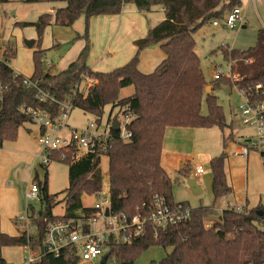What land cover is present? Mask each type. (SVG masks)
I'll list each match as a JSON object with an SVG mask.
<instances>
[{
  "label": "trees",
  "instance_id": "1",
  "mask_svg": "<svg viewBox=\"0 0 264 264\" xmlns=\"http://www.w3.org/2000/svg\"><path fill=\"white\" fill-rule=\"evenodd\" d=\"M63 2L54 12H45L33 23L39 37L48 25L54 22L62 26H73L85 15L120 14L123 7L132 3L139 11L150 12L161 6L164 19L150 27L145 36L134 40L135 55L126 63L108 71L93 70L85 63L75 60L67 69L51 73L52 65H46L44 50L33 53L34 72L30 76L34 83H24L22 73L14 76L10 62L15 55L12 48H5L0 59V83L5 90L0 98V146L5 140L17 138L20 126L33 121L22 111L28 106L48 110L56 116L62 104L70 96L73 107H79L96 115L98 122L105 106L110 105L108 124L111 125L122 113L129 118L124 132L113 130L107 147L98 145L93 150L78 154L77 149H60L49 152L51 160L68 164V187L64 197L51 193L48 175L36 182L40 189V210L28 205L29 218L35 226L31 234L34 244L40 243L47 223L56 219H82L87 221L95 215L97 208L83 203L86 195L99 196L103 192V155L108 157L109 207L112 214H126L148 217L152 212L155 194L162 196L172 208L177 205L189 206L186 202L173 199L172 179L162 165L164 139L169 127L210 128L217 126L223 132V142L232 138L231 124L226 122L223 107L214 90L220 82L234 86H246L264 79V29H259L257 41L248 49H237L223 44L224 57L232 61V69L240 76L241 82L222 77L207 82L196 49L195 32L205 22L222 21L224 15L234 7L241 6V0H50ZM25 25L26 23H20ZM158 45L165 56L151 72L139 68L140 53L147 47ZM252 58V63L245 59ZM46 65V68L44 66ZM83 75L95 82L77 88ZM213 90L207 92V86ZM133 86L128 96H121L123 88ZM78 89V91H76ZM43 90L54 99L40 101L35 94ZM206 96L208 113L202 112L203 97ZM114 109L117 114L111 116ZM232 130V129H231ZM126 133H130L129 136ZM63 156V157H62ZM227 153L222 151L210 161L213 179L212 194L215 199L233 193L227 183L225 161ZM45 167L46 165L43 164ZM189 166L182 167L186 171ZM36 180V179H34ZM64 203V213L55 214L53 209ZM190 207V206H189ZM191 208V207H190ZM212 206L201 205L191 208L187 219L164 227H156L147 220L142 234L129 242L106 240V261L113 257L117 264H135L144 251L152 246L172 248L158 264H264V209L261 204L253 208L238 210L234 207L223 210L220 218L211 225L206 217ZM259 210L263 213L260 214ZM84 232L91 225L84 223ZM27 243V231L20 225L17 236L0 230V246ZM80 256L74 246L63 248L58 256L47 254L39 264H78Z\"/></svg>",
  "mask_w": 264,
  "mask_h": 264
},
{
  "label": "rangeland",
  "instance_id": "2",
  "mask_svg": "<svg viewBox=\"0 0 264 264\" xmlns=\"http://www.w3.org/2000/svg\"><path fill=\"white\" fill-rule=\"evenodd\" d=\"M63 5H65L63 2L50 0H0V59H3L5 48L14 49L15 55L10 64L14 70L25 76H31L34 72L33 53L37 49L44 50L45 63L53 64L51 73L67 69L70 62L79 58L84 61L86 58L87 65H94L98 71H108L123 65L116 63L122 60V54L126 52L127 45L116 50L115 53L111 50L108 52L106 49L115 35L116 28L110 30L108 26H104L105 15H95L89 19L82 15L73 26H62L53 20L39 37L33 23L39 19L41 14L53 12V9ZM132 5L135 7L134 4ZM240 7L244 15L243 25L245 27L240 23L235 28H228L223 24L217 27L213 25L212 20L205 22L195 32L197 53L205 79L209 83L215 80L217 71L224 74L230 71L229 61L224 57L222 49H219L221 45L228 44L237 49H248L255 45L259 29H264V0H241ZM163 19L164 12L161 6L154 7L150 12H144L140 17L146 29L157 25ZM128 32L129 29H126V24H124L116 43L125 41L131 35H128ZM31 40H34V44L28 46L27 41ZM87 47H89L88 52L86 51ZM212 90L213 86L210 91ZM133 91V86L125 87L121 91V96H128ZM214 94L223 107L226 122L231 124L232 130L228 128L226 131L227 133L232 131V138L225 145L223 132L217 126L210 128L184 127L185 129L170 127L166 130L164 143L169 149L179 150L184 160L176 162L175 165H172L173 168L167 164L166 158L162 159V163L172 179L174 201L186 202L191 208L201 205L212 206L213 210L205 220L207 225L218 220L228 205L243 208L246 203L250 207L261 204L264 209L262 155L254 149L247 156L233 153L239 145L237 141L242 142L243 139L254 133V130L245 125L242 120L239 107L244 99L237 88L224 82H220L214 90ZM110 112V105L105 106L100 116L101 121L98 122L101 126L109 127ZM202 112L208 113L206 96L203 97ZM116 114L117 109H114L111 116L114 118ZM97 118L92 113L74 107L68 115L67 123L71 127L82 128L89 122H96ZM117 120L124 132L125 123L129 118L119 113ZM39 133V125L36 122L26 121L20 126L17 138L5 140L3 146L0 147V230L11 236H17L20 231V228L16 226L15 216L25 213L29 204L40 210L41 203L38 199L29 201L25 197L32 181L44 180L47 172L49 191L59 193L60 199L64 197L63 191L69 184L66 162L50 160L45 167L42 166L43 155L37 141ZM222 151L227 153L225 172L227 183L231 186L233 193L215 199L212 194L213 172L210 161ZM185 163H188L189 166L186 171H183L182 167ZM198 164L204 167V172L201 174H195L194 168ZM102 169L105 175L103 180V190H105L108 188L107 155H103ZM188 178L196 180L203 190L201 194L192 193L187 184ZM17 197L19 202H17ZM103 198L104 193L99 196L86 195L83 197V203L93 206L97 202L103 203ZM53 212L55 214L64 213V203H59ZM107 223V217L98 215L91 224V231L96 233L103 231L107 228ZM0 247L7 264H25L23 247L18 245ZM103 248L106 253V247ZM171 249L152 246L142 253L135 264H158ZM102 260V256H98L94 260L80 258L78 264H117L113 257L105 262Z\"/></svg>",
  "mask_w": 264,
  "mask_h": 264
},
{
  "label": "built area",
  "instance_id": "3",
  "mask_svg": "<svg viewBox=\"0 0 264 264\" xmlns=\"http://www.w3.org/2000/svg\"><path fill=\"white\" fill-rule=\"evenodd\" d=\"M244 15L240 6L234 7L230 12L226 13L220 22L215 20L214 25L223 24L228 28H235L239 22H242ZM246 63H252V58L245 59ZM230 71L224 74L220 71L215 73V79L222 77L229 78L232 81L241 82L244 76H240L232 69V61H229ZM52 65V63H46ZM19 72L15 70L16 77ZM24 83L32 86L30 76L24 77ZM95 80L90 76L83 75V80L78 84L77 88L89 86ZM5 86L0 83V98L5 90ZM244 102L240 105L243 123L254 130V133L247 136L243 141H237L239 144L234 150V154L249 155L252 149L257 150L263 157L264 164V79L251 82L246 86L236 87ZM78 89L76 91H78ZM40 101L46 102L49 99H54V96L49 93L39 90L35 94ZM73 107L71 97L62 104L58 115L54 116L48 110L32 108L28 106L22 107V111L29 114L34 122L40 127V133L37 141L43 155V164L49 163L51 158L48 153L58 151L60 149H77L78 154H82L88 150L95 149L98 145L107 147V140L110 136V127L101 126L98 121L89 122L85 127H71L68 123V115ZM121 128V127H120ZM127 136L130 133H126ZM63 157V156H62ZM197 174L204 172V167L200 164L195 166ZM40 189L35 181H32L31 186L26 191L27 200H39ZM103 203L97 202L94 206L98 209L95 215L88 218L87 221L82 219L68 218L56 219L47 223L42 233V240L38 244H34L31 234L35 231V226L29 218V211L17 216V220L27 231V243L23 245L25 251V264H39L43 257L47 254L58 256L60 251L68 246H74L77 254L81 259L94 260L98 256H103L104 246L109 237L116 241L129 242L133 237L142 234L144 224L147 220L152 221L156 227H164L167 224H174L187 219L191 214L189 206L177 205V208H172L167 204L162 196L155 194L152 201V212L148 217L134 215L132 218L126 214L105 215V210L109 207V192L108 188L103 190ZM110 209V207H109ZM236 209L241 210L238 206ZM98 215H104L108 218L107 228L98 233L92 232L91 228L88 232H84V223L92 224ZM0 264H7L2 256L0 247Z\"/></svg>",
  "mask_w": 264,
  "mask_h": 264
},
{
  "label": "crops",
  "instance_id": "4",
  "mask_svg": "<svg viewBox=\"0 0 264 264\" xmlns=\"http://www.w3.org/2000/svg\"><path fill=\"white\" fill-rule=\"evenodd\" d=\"M28 1H31V0H28ZM53 12H54V9H53ZM143 14H144V12L138 11L132 4H126L123 7V10L120 14L105 15L104 16L105 17L104 18L105 19L104 20V24H105L104 26L105 27L108 26L110 30H113L116 28L115 35L112 37V39H111L112 41H110L109 45L106 48L108 50V52H110V50H111L115 53L116 50L121 49L124 45H127L126 52H124L122 54V60H120L116 64H118V65L124 64L135 55L137 49H136V46L134 44V40H136L139 37H143L146 34V32L148 31L149 28L146 29L145 26L143 25L142 21L140 20V17H141V15L143 16ZM243 22H244V19L242 22H239V23L241 25H243ZM212 23H213V21H212ZM124 24H126V29H129L128 35L129 34H131V35L128 36L125 41H123L121 43H116V39H117L118 35H120L121 28L123 27ZM220 25L221 24L215 25V26L218 27ZM243 27H245V25H243ZM135 30H137V31H135ZM92 41H93V39H92ZM87 45H88V43H87ZM88 49H89V47H87V49H86L87 52H88ZM81 56H82V54H81ZM164 56H165V54H164L163 50L158 45H153L151 47L145 48L140 53V62H139L140 70L143 72L153 71L156 68V66L161 62V60L164 58ZM77 60H79V62H81V63L87 64L86 58H85V61L82 60V58H79ZM90 67L93 70L96 69L94 67V65L93 66L91 65ZM181 129H185V128L181 127ZM39 130H40V127H39ZM3 144H4V142L2 143V145L0 147H2ZM164 158H166L167 164L170 167H173L172 165H175L176 162L178 163V162H182L181 160H184V157L180 154L179 150H177L176 148L175 149L167 148L166 143H164L163 156H162V159H164ZM162 165L165 168V170L167 171V169L163 163H162ZM195 174H197V173L195 172ZM202 191H201V193H202ZM201 193H199V194H201ZM196 195H198V194H196ZM25 197H26V195H25ZM17 202H19L18 197H17ZM231 207L232 206L228 205L226 208H231ZM233 207H236V206L234 205ZM244 207L248 208V209L253 208V207L248 206L247 203L243 206V208ZM17 216H15L16 226H18L20 228L21 223L17 220ZM102 257L104 258V256H102Z\"/></svg>",
  "mask_w": 264,
  "mask_h": 264
},
{
  "label": "water",
  "instance_id": "5",
  "mask_svg": "<svg viewBox=\"0 0 264 264\" xmlns=\"http://www.w3.org/2000/svg\"><path fill=\"white\" fill-rule=\"evenodd\" d=\"M27 44H28V46H33V44H34V40L27 41ZM44 68H46V65L44 66ZM211 87H212V85L207 86V92H209V91L211 90ZM120 127H121L120 122L117 120V118L114 119V120H113V123H112V125H111V128H112L113 130H119ZM187 184H188L189 188L191 189L192 193H194V194H199V193H201L202 189H201V187L199 186V184L196 182V180H194V179H192V178H188V180H187ZM109 213H110V209H109V207H107L106 210H105V215L108 216ZM259 213L262 214L263 211H262V210H259ZM102 261H103V262L106 261V256H104V258H103Z\"/></svg>",
  "mask_w": 264,
  "mask_h": 264
}]
</instances>
